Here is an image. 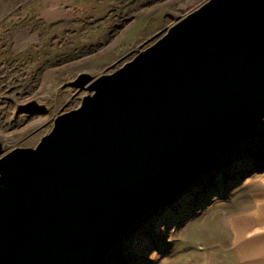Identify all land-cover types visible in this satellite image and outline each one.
I'll list each match as a JSON object with an SVG mask.
<instances>
[{
    "label": "water",
    "instance_id": "obj_1",
    "mask_svg": "<svg viewBox=\"0 0 264 264\" xmlns=\"http://www.w3.org/2000/svg\"><path fill=\"white\" fill-rule=\"evenodd\" d=\"M71 85L88 95L35 148L0 142V264H95L207 159L263 131L264 0H207Z\"/></svg>",
    "mask_w": 264,
    "mask_h": 264
},
{
    "label": "rangeland",
    "instance_id": "obj_2",
    "mask_svg": "<svg viewBox=\"0 0 264 264\" xmlns=\"http://www.w3.org/2000/svg\"><path fill=\"white\" fill-rule=\"evenodd\" d=\"M206 1L0 0L3 149L35 148L88 95L71 85L80 74L115 72ZM234 147L202 163L95 264H264V130Z\"/></svg>",
    "mask_w": 264,
    "mask_h": 264
},
{
    "label": "bare ground",
    "instance_id": "obj_3",
    "mask_svg": "<svg viewBox=\"0 0 264 264\" xmlns=\"http://www.w3.org/2000/svg\"><path fill=\"white\" fill-rule=\"evenodd\" d=\"M152 210V209H151Z\"/></svg>",
    "mask_w": 264,
    "mask_h": 264
}]
</instances>
